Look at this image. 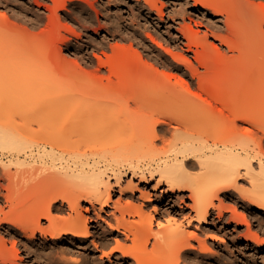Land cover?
Returning a JSON list of instances; mask_svg holds the SVG:
<instances>
[{
    "label": "bare ground",
    "instance_id": "obj_1",
    "mask_svg": "<svg viewBox=\"0 0 264 264\" xmlns=\"http://www.w3.org/2000/svg\"><path fill=\"white\" fill-rule=\"evenodd\" d=\"M74 1L75 0H51L52 4H46L44 1L40 2L46 4L47 7L50 8L49 11L52 10L51 13L53 12L52 15H54L53 18L50 15L48 19L51 20L50 18H52L51 21H53L51 33H49L50 31L48 32V34H51V36L49 35L50 37L46 38V35H43L45 30H42L40 33L34 32V29L38 28L36 26H34L35 28L32 27V30H29V28L26 30L28 32L25 31L18 35H16L17 33L15 34L17 30H20L18 29V24H16V26L10 25L5 31H0V71L3 72L4 70L5 74L6 71L9 72L6 74L7 78L1 77L4 79H0V81H4L5 79L7 81V84L2 82L5 90L0 89L2 90L0 96L3 97L4 95V99L0 97V102L6 99L8 103L9 99L15 98V105L19 107V110L16 112L20 111V119L17 122L15 119L18 118L14 117H17V115L19 116V114L15 115L16 113L13 112L15 109V106H13L14 100H10L9 103L13 106H11L13 110H11L10 116L11 113H15V116L13 115L14 117H11L14 119L13 124L11 122L10 125L11 127L13 125V127H15L16 124L17 126L15 129L8 127L9 124L6 126V122H9L10 118L8 119L7 117V121H4L5 116H1L3 113L0 111L2 113H0L1 159L5 157L11 159V163L8 161L9 164H6L5 161H3L4 163H0L4 170L2 172H4L6 177L0 176V199L4 198L6 206L9 205L10 207V211L6 212L4 204L0 201V229L7 235L14 234V237H16L15 235L23 236L25 238L24 244L27 246L35 244L34 241L38 239L39 234L41 238L48 239V241H51L53 244L48 256L49 259H51V256L54 258L53 264H86V257L83 256L84 254L82 255L83 252L80 253L84 259H82L81 256V259L77 256H69L67 248L63 245L65 242L70 244H83L88 242L87 239H89L91 235L89 228L90 217L84 214V208L82 206V202L86 201L92 207L93 213L96 214L95 217H97V219L108 223L113 231L118 232L116 237H114V234L112 235V237L115 238V246L111 245L113 247L109 252L106 250L102 251L109 259L118 255L116 253H120V255L116 257L120 264H215V262L213 263L211 261L216 259L212 249L214 246L212 247V245H215V243H225V234L223 236L219 235L215 229V232H210L209 227L206 226L209 229L207 230L204 226L200 231L203 235L201 236V234H199L200 232L198 233L193 229H188L187 226L191 225L193 221H198L200 224L205 225L209 222L212 215L216 213L215 217L212 219L213 221L218 220V222H225V224L228 225L235 223L236 227L246 222L247 228L240 231L238 236L252 242L254 244L253 249L256 250V253H259L264 247V236L261 235L257 229L254 230L252 228L250 218L248 219L245 212L239 210L235 205H227L226 200L236 196L238 203L242 202L246 207L252 205L260 214H264L263 2L258 4V6L255 4V7H252L254 4L252 6L250 5L251 0L250 4L249 0H242L241 2L231 0L230 4L227 2L229 5H227L226 2L225 5L221 0H195V4H200L205 8L207 14L213 13L214 17H219L214 23L210 22L207 25L202 24L206 29L204 30V34H201V31H199L200 29L196 31V29L193 30L192 27L190 29L186 27V24L184 26L181 24L180 27L176 26V28L179 27L178 31L180 35L170 37V41L165 40V42L171 43L170 45L172 46L169 48L164 46L165 44H163L162 40H158L161 36L158 34L159 32L157 30L153 31V33L146 32V38L143 39L152 42V45H149L150 49L149 47L148 49L159 51V53L156 52L158 55L153 58L154 60L152 59L154 62H152V60V63L148 61L149 63H145L146 66L143 65L144 68L142 69L136 67L138 64L132 62L135 65H131L138 70L135 69V72L130 71L131 68H125V63L122 60L125 54V50H122L124 47L120 48L124 54H121L119 50L120 53L118 52L119 55L117 54V58H114L113 63L112 61L110 62L112 64L109 67L112 68L113 75L116 76L114 79L117 80L109 79L110 81L102 86V90L106 92L107 89V92L109 91L116 95L120 94L121 97L122 95L126 96L129 94V96L132 95L134 98L140 97L147 100V105L154 103L152 104L153 106L151 105L152 110L155 103L163 104V108L164 104L166 105L167 103L177 108L178 111L173 113V115L171 113L170 116L169 113H166L169 108L167 107L168 109H166L165 106V113L169 116L165 115V118L157 116L153 122L150 120L152 123V128L150 129L153 130V132L152 130L150 132L153 134L150 133L151 136L149 137L146 135L148 139H146L147 137L145 138L146 140L137 139L138 141L136 140V143L135 141L126 143L128 142L126 140L125 143L121 144L122 146H131L133 144L132 146L141 147L144 145L146 146V144L154 145L156 139H162L164 141L168 133L172 134L173 140L171 142L173 143V147L171 155L165 157L157 166L145 169L132 165L127 167L130 168L128 172L133 176H139L141 183L152 184L155 182L152 188L160 190L163 196L170 194L169 200L173 199H171V196L176 197L175 195L177 192H188L186 197L190 199V202H187L183 197L177 199L181 202L180 205H178L181 208H184V206L190 208L191 214L185 216L187 215L185 212V215L181 214L179 211L174 212V214L168 212L170 215L164 217L165 221H159L157 227H155L152 213H147L143 208L144 204L139 200H150L151 191H142L139 185L134 181H129L122 186L121 181L124 175L122 173L124 172H121L120 169H113V171L111 170L110 174H108V169H102L96 160V162L92 163L75 159H72L75 160L72 161V163H69L70 161L67 162L69 156L66 157L64 154H57L55 152L57 137H55V135L52 136V134L48 137V134L53 132L51 130L49 133L45 130L46 133L44 134L48 137L44 138L45 140H41L42 137L39 139L41 141L36 139V135H38V133L41 134V130L47 129L50 126L56 128V126L53 125L54 122L50 126L48 125L49 127L47 126V124L51 123L50 119L53 117L50 115L57 113L59 108L63 110L65 109L63 106L67 107L70 105L71 102H69L68 99L71 97L76 98L79 93H83L84 85H87V83L84 85L78 81V83L74 81V85L73 81H71V83L66 82L67 85H65V83H60L61 85L58 84L59 87H62L63 84L64 87L60 88L59 91L57 88L58 93L56 92V97H49L51 95L46 96L44 91V93L42 92L40 95L35 94L36 96L29 95L28 97L23 92V89L17 87V85L20 84L18 83L20 78L21 81L28 80L27 82L33 78V75L31 76L32 78L30 77L29 79L24 76V80L22 75L20 77L22 69L24 72V69L29 68L26 67L29 62L18 61V55L28 51L30 48H40L42 49L40 50L41 55L30 64L38 65L39 61L42 62L41 56L43 58L46 55H52L53 57L51 56L52 58L50 61L53 59L51 64L54 65V59L59 55L58 50L60 47H58V41H60V43L64 42L65 44L71 42L69 36H65L63 31H59L62 29L59 28V24H62L59 11L61 9L67 10L69 4ZM131 1H134L137 5L139 10L136 11H138L140 16H142L143 11L146 10L148 17L164 20V9L162 6L164 3L162 1L161 5H159V0ZM252 3L254 2L252 1ZM92 4L94 5V3ZM250 6L255 10H251ZM153 13L156 16H153ZM14 19L12 21H15ZM220 22L224 23V26L220 25ZM47 23L50 24L49 21L46 22V25ZM100 24L101 23H99V25ZM120 26L119 24V27ZM50 27L48 29H50ZM41 36L44 37L43 41L41 40L42 43H38L37 46L32 45L35 40H38ZM181 37L186 39L187 42H182ZM61 40L63 42H61ZM215 41H219V43ZM183 44L188 46V49L184 48ZM223 46H226L227 50L223 49ZM57 47L59 49H56ZM163 51L165 53H163ZM185 51L193 52L194 60L189 58V55H187ZM153 53L154 52L151 54L153 55ZM60 56L59 59L61 58ZM159 57L165 58V60H159ZM48 58L50 59V57ZM48 58H43V61L46 60L44 62L48 63ZM61 60L63 59H60V61L57 60L56 62L59 67L61 65ZM67 60L64 59V61ZM160 61H162V64H160ZM44 62H42V64H47ZM69 62L73 61L70 60ZM69 62L64 65L67 64L66 67H68V64L72 65V63ZM75 63L76 62H74V64ZM42 64L39 66H43ZM157 64L162 65V69L160 68L161 66L159 67ZM64 65H61V67L66 69ZM131 65L129 66L132 67ZM76 66L79 65L76 63ZM138 66H141V64ZM163 66L168 67L169 70L164 69ZM2 67H4L3 70ZM35 68L36 67H33L31 70ZM81 68L79 67L82 71ZM14 69L18 72L19 79ZM9 70L11 74L12 72H16L17 79L14 78V73L12 75L13 77L11 76ZM112 70L109 69L110 72ZM28 71L30 74L32 73L29 69ZM34 72L35 71H33V73ZM153 72H155L153 74L154 76L152 75ZM27 74L29 73L27 72ZM150 74L151 78H148ZM173 77H175L174 80H172ZM13 78L17 81V83L16 81L15 83L11 82V84L13 83V85L17 87L15 90L14 87L8 83L9 81H13ZM25 78H27V80ZM146 78L152 79V81H146L149 82L147 84L141 83V81L144 82ZM2 85H0V88H3L1 87ZM8 86L13 87V89H6ZM93 88L94 90L90 93H98L95 94L94 97L98 95V98H100L102 94H100L99 90L95 89V87ZM7 92H9L11 98L6 97V95H9ZM47 93L48 92H46V94ZM90 93H88L87 97L91 96L89 95ZM31 94L33 95V93ZM52 94H55V92H52ZM85 95H87V92L84 93V96ZM58 101L60 104L57 103ZM6 102L0 105H3V107L6 106L4 109L6 108L9 110L11 107L7 106ZM145 105L146 104H144V106ZM61 107L63 109H61ZM148 107H150V105L147 106V108ZM148 109L146 110L147 112L149 111ZM6 112L8 113L9 111ZM190 112L199 113V118L191 121L188 115ZM3 115H6V113ZM72 116L74 117V115ZM69 117L71 116L69 115ZM69 117H65V120ZM132 117L131 115V118ZM126 118L131 119L130 117ZM133 118L130 120V123L131 121H135ZM62 120L63 121H60L61 123L63 122L61 128H63L64 131L65 127L66 129L69 127V123L64 122V119ZM72 121L75 122L73 119ZM60 122L58 121L57 125ZM1 125H5L10 129ZM158 126L162 127V131H160L163 133L159 134L157 130ZM43 132L41 135L45 136ZM195 132L198 134L197 137L193 136ZM53 133L57 134V132ZM148 133L149 132H147V134ZM122 146L119 147L122 149ZM7 148L10 149L8 150ZM49 149L50 152L47 151ZM117 149H114L115 151H113V153H116ZM47 154H50L53 158V160L51 159L52 162H54L53 169L49 167L50 165L44 166L42 164L43 162L37 164L40 162V159L42 160V157H47L45 156ZM106 155L102 154V156H105L104 158H106ZM102 156L100 158H103ZM107 156L109 158V155ZM76 157L80 158V156ZM81 158L83 159V157ZM40 165H42V168ZM39 169H42V171L44 170L43 172L52 169L51 171L54 175L41 178L38 176V173L41 171ZM195 169L197 171H195ZM110 178L114 179L115 182L113 183ZM3 179L6 183L2 181ZM240 179H245L246 184H240ZM71 180L74 182L77 181V183L73 186L74 188L69 187L68 190H65L64 188L71 183ZM115 186L119 188L121 194L131 191L132 194L140 192V196L136 198V196L131 194L127 201H124L121 197L117 200H113L112 192ZM111 203L113 204V210L105 212L108 215L105 217V214L103 215L105 207L109 206ZM90 210V207H86L85 209L88 213ZM227 213L230 215L226 217ZM107 217H113L115 222H111ZM258 221L259 226L262 228L264 226V218L258 216ZM218 231L220 233L222 232L221 229H218ZM128 240L132 241V244L130 242L131 245L129 243L127 245ZM193 240L197 241L199 245L196 246ZM99 241L100 240H98V242L96 240H91V244L94 246L93 249L102 250L109 244L105 239L103 242H100L101 245ZM209 241H212V244H210ZM5 243L2 232H0V264H21L19 262L21 259L19 254L20 249L17 247L15 238L12 242V249H8L9 247L7 248ZM45 246H47V244H45L44 247ZM101 247L103 248L101 249ZM195 249H198L200 253L196 254L194 251ZM36 250L32 251L36 252ZM75 250L76 249H74V251ZM193 251L196 257H193L195 255L192 256ZM50 261H52V259Z\"/></svg>",
    "mask_w": 264,
    "mask_h": 264
},
{
    "label": "rangeland",
    "instance_id": "obj_2",
    "mask_svg": "<svg viewBox=\"0 0 264 264\" xmlns=\"http://www.w3.org/2000/svg\"><path fill=\"white\" fill-rule=\"evenodd\" d=\"M43 1L46 4L47 3L52 4L51 0H40V1L39 0H0V31H3V30L5 31L10 25L16 26V24H18V29H20V30L19 31L17 30L15 32V34L17 33L16 35H18V34H22L26 30H28L29 28H30L29 30H32L33 28H35L34 26H36L38 28L34 29L35 30L34 32L40 33V32H42V30H45V32L47 34L44 32L43 35H46L45 36L46 38L50 37L51 34H48V32L50 31L49 33H51V28H52L51 25L53 22L51 20L54 17V15H52L53 12L51 13L52 10L49 11L50 8H48L46 4L43 3L44 4L43 5L42 3H40ZM161 1L164 3L162 5L163 9H164V20L152 19V17H148L146 10H144L142 13V16H140L138 11H136V10H139L137 8V5L135 4L134 1H131V0H83V1L75 0L73 3H71L72 5L69 4L70 7L68 6L67 10L61 9L59 11L61 21H62V24H59L60 25L59 28L63 29V30L60 29L59 31L60 32L63 31V34L65 33L64 34L65 36H69L71 38V42L69 44H65L62 40H61V42H63V43H60V41H58L59 42L58 47H60V49L58 47L56 49H59L58 50L59 55H58V57H56L58 59H56V58H55L56 60L54 59L55 63L57 62V60L60 61V59H63V60H61V63H60L61 65H64L65 63H67L71 60L73 62H69V63H72V65L68 64L69 68L66 67L67 64L64 65L66 69H64V67L62 68L60 65V67L62 68L61 69L59 67V65H57L58 63H56L57 66L55 65V63H54L55 66L51 64V62H53V59H52V61H50L51 58L53 57L52 55H49V56L46 55L45 56V54H44L45 57H47V58L50 57V59L48 58L49 59L48 63L44 62L46 60L43 61V58L45 59V57L42 58V56H41L40 58H41L42 62L47 63V64L44 65V64H42V62L39 61L38 65H31L30 63H32V61L37 60L39 58V56L41 55L40 50H42V49L36 48L34 46H37V44L40 42L42 43V41L44 39V37H42L43 36L42 35L41 37L38 38V40L40 39L39 41L35 40L34 44H32L34 46L31 45L34 48H32V49L30 48L28 51L21 53L17 57L18 61L29 62L26 66L29 68L24 69L25 73L23 72V69H22V74H20V77L22 75L23 76L22 78L24 80V76L28 77V79H29L33 75V78L31 77L32 80L30 79V81L27 82L28 80H27V78H25L27 81H25V80H24L25 82L21 81V78L19 77L18 72L14 69L18 74V79L20 78L18 83H20L21 85L19 84V85H17V87L19 89H23V92L28 97H29V95L30 96L40 95V93H42L43 91L45 92V93L44 92L43 93L46 96L51 95L49 97H56V92L58 93L59 89L64 87V84L62 85V87H59L58 84H60V83L61 84L65 83V85H67L66 82L71 83V81H73V82L76 81V83L79 82L81 84L83 83V85L85 83H87V85L89 87L87 85H84L86 88L84 87L83 93H79V95H77L76 98L71 97L73 99H71V98L68 99L69 102H71V104L67 106L68 108L66 106H63V108L65 107V109H63L61 107V109H63V110H60V108H59L58 109L59 111L57 110V113H54L57 116L54 114L50 115L53 117H51V119H50L51 123L48 122L50 124H47V126L48 125L50 126L54 122L53 125H55L56 128L53 125H52L53 127L48 126L49 128L41 130L42 132L44 131L43 135H45V136H42L41 135L42 132H41V134L38 133V135H36V139L38 141H41V140H45L44 138H48L49 135L51 136V134H52V136L55 135V137H57L56 138L57 143H56V151L55 152L57 154H64L66 157L67 156L74 157V158L68 157L67 162L70 161L69 163H72V161H75V160H79V161L82 160L83 162L89 161L92 163V162L97 161L98 165L102 169H104V168H106L104 170L108 169V171H107L108 174H110V171L111 170L113 171V169H115V170L120 169L121 172H124V173H122V174H124L122 181H121L122 186L127 184L129 181H134L137 183V185H139V187L142 191H144V190H147V192L151 191L150 192V194H151L150 200H142V199H139V200L144 204L143 205L144 210L147 213H152V215L154 217V223H155L154 226L155 227H157V223L159 221H163V220L165 221L164 217H166V216L168 217V215L174 214V212L179 211L181 214H184V215L186 213L187 215H185V216H188L191 214L190 208H187L185 206H184V208H181L179 206L181 202L178 201V199H181L183 197L187 202H190V199H188L186 197L188 192H181V193L177 192L175 195L176 197L171 196V199L172 198L173 199L169 200L168 198H169L170 194H167V196L164 195L165 196L164 197L160 190L152 188V185L154 186L155 182H153L152 184L141 183L139 180V176L138 175L133 176L130 172H128L130 168H127V167H130V165H132V166L140 167L141 169H145L148 167L157 166V164L159 162H161L165 157L171 155V151H172V147H173L172 146L173 143L171 142L173 140L172 134L168 133L166 135V139H165L166 141L165 140L163 141L162 139H156L155 140L156 143H154V145L146 144V146L142 145L143 147H141V146H132L133 145L132 144L131 145L132 148H131V146H122L121 144L125 143L126 140L128 141L126 143H132L131 141H133V142L135 141V143H136L139 139H141V140L142 139H144V140L148 139V137L151 136V134H153L152 133L153 130L150 129V128H152V125H151L152 123L150 122V120L153 122L157 118V116L160 118H165L166 117L165 115H168L166 113H169V115L171 116V113L173 115V113L178 112L177 108H175L171 104H167V103H166V105L164 104V108H163V106H162L163 104L155 103V106L153 107V110H152L151 105L154 103L149 102L150 107H148L149 108L148 109L147 106H149V105H147L148 104L147 100L142 99L140 97L134 98L132 95L129 96L130 94L126 95V96L122 95V97L124 96L122 98L120 94H118V95H120V96H118V95L113 94L109 91L107 92V89L105 92L104 90H102L103 89L102 86L106 85L111 79L117 80V79H114V78H116V76L113 75L114 74L113 70L109 66H111V64L113 63L114 58L115 59L117 58L116 56H117L119 50L121 51V49H120L121 47H124V49H122V50H125V52H124L125 54L123 53V51H121V54L122 53L124 54L123 58H122V60L125 63V66H126V67L125 66L124 67L128 68V69L131 68L130 71H134V72L136 70H138L136 67H138L139 69L144 68V66H146L147 63L151 62V60L154 57H156V55H158L157 53H159V51L157 52V51L149 50L150 49L149 45L150 44L152 45V42L148 41L146 39H143V38H146V35H147L146 32L153 33V31L157 30L159 32L158 34L161 36V37H159L158 40H162L163 44H165L164 46L170 48L172 46V45H170L171 43H168L167 41L165 42V40L171 39L170 37H172V36L180 35L178 28L180 27L181 24H182V26H184L186 24L185 25L186 27H189V29L192 27V29L193 30L196 29V31H197V29L198 30L200 29L199 31H201V34H204V32H205L204 30H206L204 25H207L210 22L214 23L216 20L219 19V17H214L213 13L207 14L205 8H203L200 4H195L196 3L195 0H159V2H160L159 5H161V3H162ZM237 1L241 2L242 0H237ZM252 1L254 3H252ZM221 2L224 4H225V2H226V4L228 2L230 4L231 0H227V1L221 0ZM261 2H263V4H264V0H251V4H250V0H249V4L251 6L254 4V6H252V7H255V4L258 6V4H260ZM92 3H94V5ZM229 4H227V5H229ZM251 6H250V9L252 10L253 8ZM253 10H255V9H253ZM50 15L52 18H50L51 20H48ZM153 16H156V15L153 13ZM191 18H193V19H191ZM13 19L15 21H12ZM132 20H134V21H132ZM47 21H49L50 24L47 23V25H46ZM12 22H15V23H12ZM33 22H35V23H33ZM37 22H39V23H37ZM99 23H101V24L99 25ZM149 23H151V24H149ZM119 24L121 25L120 27H119ZM147 24L149 25V29H148ZM202 24H204V25H202ZM219 24L224 26V23H222V22H220ZM19 25H20V27H19ZM61 26H63V27H61ZM176 26H179V27L176 28ZM49 27H50V29H48ZM64 27H67V28H64ZM44 28H46V29H44ZM46 30H48V31H46ZM150 30H152V31H150ZM26 32H28V31H26ZM129 32H131L132 34ZM133 34H134V36H133ZM181 41L187 42L186 39H184L183 37H181ZM215 42L219 43V41H215ZM167 45H169V46H167ZM145 46H147V47H145ZM148 47H149V49H148ZM187 47L188 46L184 45V48L188 49ZM223 49L227 50V47L223 46ZM152 52H154L153 55L151 54ZM185 52L187 53V55H189L188 56L189 58L194 60V53L193 52H191V51H189V52L185 51ZM42 53H44V52H42ZM163 53H165V52L163 51ZM59 56L61 57L60 59H59ZM160 58L161 57H159V60H165V58H161V59ZM64 59L65 60L68 59L69 61L68 60L64 61ZM169 59H170V57H169ZM153 60H152V62H154ZM111 61H112V63H110ZM74 62H76L79 66H76V63L74 64ZM132 62H135V64H138V65L141 64V66L136 65V67L134 68L132 65H135V64H133ZM160 62H161L160 64H162V61H160ZM40 64H42L43 66H39ZM30 65H31V68H30ZM129 65H131L132 67H130ZM157 65L159 67L161 66L160 68L162 69V65H159V64H157ZM32 66L36 67V68L34 70H31V69H33ZM72 66H73V68H72ZM74 66H76V67H74ZM79 67L80 68L82 67L81 68L82 71L79 69ZM165 67L166 66H163L164 69H168V67H166V68ZM3 68L4 67H2V70H3ZM5 69H7V68H5ZM28 69L30 71H32L31 74L28 71ZM109 69L112 71L110 72ZM12 71H13V69H12ZM26 71L29 74H27ZM33 71H35V72L33 73ZM1 72L2 71H0V75H1L0 79L3 80L4 78H7L6 74L9 72L6 71V74H5L4 70H3L4 73L2 72L3 74ZM16 72L15 73L12 72V74H11V71H10L11 76L14 73L13 76H15L14 78H16ZM19 73H21V72H19ZM154 73L155 72H153L152 75ZM26 74L30 75V76H27ZM8 76H9V74H8ZM113 76H115V77H113ZM150 76H151V74L148 76V78ZM1 77H4V78L2 79ZM109 77H111V78H109ZM11 78L10 79L8 78V79L12 80ZM14 78H13V81H9L8 83H10V84H11V82L15 83L17 78L16 79H14ZM148 78H146L144 82L141 81V83L147 84L150 81H152V79L150 80ZM174 78L175 77H173L172 80H174ZM146 81H149V82H146ZM0 82H1L0 85L3 84L2 82H5V84H7L6 79L4 81H0ZM22 82H23V84H22ZM13 83L11 85L14 87V90H15V88H17V87H15V85H13ZM16 83H17V81H16ZM10 84H9V86H10ZM74 84H75V82L73 83V85ZM56 85H57V87H56ZM1 87H3V88H0V89H4L3 85ZM8 87L6 89H9V90L13 89V87H9V88ZM93 87H95V89L99 90V93L102 94V96H100V98H98V95H96L97 98L94 97V95L98 94V93H95V94H92L94 92L90 93L92 90H94ZM57 88H58V91H57ZM1 91L2 90H0V93H1ZM29 92L33 93V95ZM46 92H48V93L46 94ZM49 92H50V94H49ZM52 92L53 93L55 92V94H52ZM85 92H87V95H85L86 97L84 96ZM7 93L9 94V92H7ZM7 93H5V94H7ZM88 93H90L89 95H91V96L87 97ZM80 94H82V95H80ZM116 96H118V97H116ZM3 97H4V95H3ZM3 97H1V98H3ZM6 97L7 98L10 97V94L6 95ZM120 97H121V99H120ZM14 99L11 98L8 101L10 102V100L12 101ZM3 102L5 104L6 99L3 100L2 102H0V104ZM9 102L8 103L6 102L7 103L6 105L11 107L12 104ZM13 103H14L13 106H15V109L13 112L16 113V114L15 113L14 114L15 115L19 114V116L17 115V117H14L15 115L13 113H11V116H10V112H11V110H13V108H12L13 106L11 107L12 109L9 108V110H8L6 108L4 109V107H6V106L3 107V105H0L2 108V110L0 108V111H2L3 114L6 113V115H3L0 112L2 114V115L1 114L0 115L3 117L5 116L4 121H7L6 120L7 117H8V119L10 118L9 122H6L7 123L6 126H8V124H9L8 127H10L11 129H13V128L15 129V127L17 126L14 123L15 127H13L14 125L11 127L10 123L12 122V124H13V120H14L11 117L14 115L13 116L14 118H18V119H15V121H17V122L20 119V111L16 112L17 110H19V107L18 106L16 107V105H15L16 100H14ZM57 103L60 104L59 101ZM144 104H146V105L144 106ZM165 106H166V109L169 108L168 109L169 112L168 111L166 112L164 110ZM147 109L149 110L148 112L146 111ZM154 109H155L156 113H155ZM5 110L9 111V112L7 113ZM81 110H82L83 114L81 113ZM152 111H154V112H152ZM163 112L164 113L166 112V113L164 114ZM69 115L72 118L69 117ZM72 115H74L75 119ZM131 115L134 117V118L133 117L132 118L135 119V121H131V123H130V120H132ZM188 115H189V119L191 121H194V120L199 118L200 114L197 112H190V114H188ZM67 116L71 120L69 118H66V120H65V117H67ZM54 117H55V120H54ZM126 117H130L131 119H127ZM153 117H154V119H153ZM62 119H64V122L69 123L68 124L69 127L67 126L68 127L67 129L65 127L64 131H63V128H61L63 122L61 123L60 121H63ZM72 119L75 120V122L72 121ZM125 119L128 120L129 122L126 121ZM10 120H12V121H10ZM58 121L60 123L57 125ZM128 125H130V126H128ZM1 126H3V125H1ZM6 126L4 125L3 127H6ZM47 126H45V127H47ZM8 127H6V128H8ZM10 128H8V129H10ZM45 130H47L48 133L51 130L53 132H57V134H54L53 132H51L48 134V137H46V134H44V133H46ZM151 130H152V132H150ZM157 130H158L159 134L163 133V132H161L162 127L158 126ZM147 132H149V133L147 134ZM146 135H148V137ZM193 136L197 137L198 134L195 132L193 134ZM40 138H41V140H39ZM123 140H125V141H123ZM119 146H122L123 148L121 149V147H119ZM7 149L9 150L10 148H7ZM114 149L115 150L117 149L116 153H113V151H115ZM47 151L50 152V149ZM110 152H112V153H110ZM101 153L105 154V155L106 154L109 155V158L107 155H106V158H108V159L104 158L105 156H102ZM45 156H47L48 158L42 157V160L39 158L40 162H38L37 164H40L43 162L42 164L44 166L50 165L49 167H51L53 169V163L54 162H52V160H53L52 156H50V154H47ZM76 156H80V158H77ZM101 156L103 158H100ZM81 157H83V159ZM87 157H89V158H87ZM1 158H2V156L0 154V163L3 161H5L6 164L8 163V161H9V163H11L10 158H7V157H5L3 159H1ZM72 159H75V160H72ZM45 164H47V165H45ZM41 166L42 165H40V167ZM0 167H1L0 176H3L4 178H6L4 175V172H2L4 170L2 169L1 164H0ZM12 169L16 170L15 168H12ZM44 169H47V168L45 167ZM52 169H49L48 171H45V172H43L44 170L42 171V169H39L42 172L40 171L38 173L39 174L38 176L41 178L42 177L43 178L51 177L54 175V173L51 171ZM195 171H197V170L195 169ZM2 181L4 183H6L4 181V179ZM111 181L113 183L115 182L114 179H111ZM239 182H240V184H243V185L246 184L245 179H240ZM75 183H77V181L74 182L71 180V183L68 186H66L64 189L68 190L69 187L74 188L73 186H75ZM131 194H132L131 191L130 192L127 191V192L121 194L119 192V188L115 186V189L112 192V198H113V200H117L118 198L121 197L124 201H127V199L129 200ZM132 195H134V196H136V198H138L140 196V192H135ZM0 201H2V203L4 204L5 211L9 212L10 207H9V205L6 206L5 199L1 198ZM216 202L219 203L218 201H216ZM226 202H227V205H229V206L235 205L238 207L239 210L245 212L248 216V219L250 218L252 228L254 230L257 229L259 231V233L264 236V232H263L264 226L261 228L259 226V221H258V216L259 217L261 216L262 218H264V214H260L259 211H257L252 205H249V207H246L242 204V202L238 203V200H236V196L235 197L233 196L230 199H227ZM82 206L84 208L83 209L84 214H86L87 216L90 217L89 228H90L91 235H90L89 239H87L88 240L87 243L70 244L68 242L67 243L65 242L63 245H65V248H67L68 255L69 256L73 255L74 257L77 256L80 258L81 253L83 252L82 255L84 254L83 256L86 257L85 258V260H86L85 262H87L86 264H114V263L120 264V263H118V260L116 259V257H118V255H120V253H116L118 255H115L111 259H109L102 252L105 250L109 252L111 250V248L113 246H115L114 244H116V242H115L114 237H116L118 235V232L113 231L110 228V226L108 225V223L97 219V217H95L96 214L93 213L92 207L86 201L82 202ZM86 207L91 208L89 213L85 211ZM111 210H113V204L112 203L109 206L105 207V211H104L103 215L105 214L104 215L105 217L108 216L105 212H109ZM229 213H227L226 217L228 215H230ZM215 215H216V213H214L212 215L209 222L205 225L200 224L198 221H193L191 225H188V226L186 225L188 229H193L195 232H198V233L201 231V229H203L202 227L207 226V227H209L210 230L207 227H206V229L209 230L210 232L216 231L217 234L219 233V235H222V236L225 234L224 235L225 240H226L225 243H215V245H212V247L214 246V248H212V249L214 251V256L216 257V259L211 260V261L213 263L215 262V264H264V259H263L264 258V247L259 253H256V250L253 249L254 244L252 242L245 240V239L238 236L240 231H243L247 228V223L244 222L240 226L236 227L235 223H231L228 225V224H225V222H218V220L213 221L212 219L215 217ZM108 219L113 223L115 222V219H113V217H109ZM46 224H48V223H46ZM216 228L221 229L222 232L220 233L218 231V229H216ZM214 229H215V231H214ZM223 230H227V231H223ZM0 232H2V236L4 237L5 242H6L5 245L7 248L9 247L8 249L13 248L12 242L14 241V238H15V240L17 242V247L20 249L19 254H20L21 259L19 260V262L21 264H24V263H26V264H44V263L53 264L54 258H52V256H51L52 261H50L51 259L48 258L53 244L51 243V241L49 242L48 239L41 238L40 234L38 235L39 236L38 239H36L34 241L35 244L27 246L26 244H24L25 238L23 236L15 235L16 237H14V234H12V235L8 234L7 235L6 233L5 234L3 233L2 229H0ZM113 234H114V237H112ZM199 234H201V236H203L201 232ZM22 238L24 241L22 240ZM90 239L96 240L97 242H98V240H100L99 241L100 245H101L100 242H103L105 239L109 242V244L107 246L108 248L105 247V249H104L103 247H101V249L103 248L104 250L103 249L97 250L95 248L93 249L94 246L91 244ZM101 239H103V240H101ZM130 242L132 244V241L128 240L127 245H128V243L130 244ZM193 242L196 244V246L199 245L197 241L193 240ZM211 242L212 241H209L210 244H212ZM45 244H47V246L44 247ZM87 244H89V245H87ZM81 245H82V247H81ZM85 245H86V247H85ZM111 245H113V246H111ZM42 246H43V248H42ZM149 246H151V245H149ZM91 247H92V249H91ZM71 248H74L76 250L74 251V249H71ZM32 250L33 251L36 250V252H33ZM71 250H72V252H71ZM38 251H40V252H38ZM194 251L196 252V254L200 253V252H198L199 251L198 249H195ZM194 251L192 253V256L195 255L193 257H196V254ZM44 252H46V253H44ZM72 253H74V254H72ZM260 253H262V254H260ZM78 254H80V255H78ZM83 256H81L82 259H84ZM99 260H102L103 262L99 261ZM96 262H98V263H96ZM202 264H206V263H202Z\"/></svg>",
    "mask_w": 264,
    "mask_h": 264
}]
</instances>
